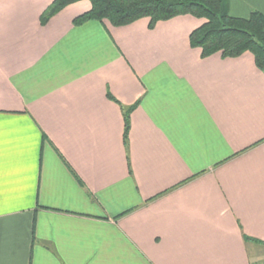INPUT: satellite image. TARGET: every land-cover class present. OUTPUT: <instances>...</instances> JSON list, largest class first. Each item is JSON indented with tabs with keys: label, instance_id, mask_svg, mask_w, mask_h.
<instances>
[{
	"label": "crops",
	"instance_id": "crops-1",
	"mask_svg": "<svg viewBox=\"0 0 264 264\" xmlns=\"http://www.w3.org/2000/svg\"><path fill=\"white\" fill-rule=\"evenodd\" d=\"M52 2L0 0V264H264L253 55L202 57L191 14L42 21Z\"/></svg>",
	"mask_w": 264,
	"mask_h": 264
},
{
	"label": "trees",
	"instance_id": "trees-1",
	"mask_svg": "<svg viewBox=\"0 0 264 264\" xmlns=\"http://www.w3.org/2000/svg\"><path fill=\"white\" fill-rule=\"evenodd\" d=\"M78 0H53L42 14V21ZM88 11L74 18V24L88 20H108L120 26L147 16L149 27L159 20L181 14H191L206 21L189 34V44L198 47L201 56L215 52L234 57L249 51L258 69L264 71V16L253 11L249 17L228 14L225 0H89ZM132 106L121 107L124 118V140L129 129V112ZM249 240V238H245Z\"/></svg>",
	"mask_w": 264,
	"mask_h": 264
}]
</instances>
